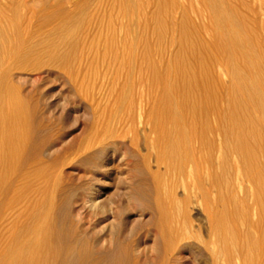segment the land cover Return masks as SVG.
<instances>
[{"label":"rangeland","instance_id":"obj_1","mask_svg":"<svg viewBox=\"0 0 264 264\" xmlns=\"http://www.w3.org/2000/svg\"><path fill=\"white\" fill-rule=\"evenodd\" d=\"M25 29L10 37L11 59L0 67L8 117L0 125V190L9 187L0 199L15 202L0 207V217L9 216L0 228L6 260L13 238L25 239L26 214L58 203L66 190L79 230L115 238L126 225L137 264H213L212 250H221L215 264H227L222 253L232 245L242 250L229 263L264 264V241L253 234L212 244L213 225L244 227L246 214L234 209L251 207L230 175L219 189L217 152L200 147L203 125H213L233 83L264 81V0H27ZM88 198L94 206L81 204ZM172 199L179 206L170 207ZM160 225L189 235L190 252L164 262Z\"/></svg>","mask_w":264,"mask_h":264},{"label":"bare ground","instance_id":"obj_2","mask_svg":"<svg viewBox=\"0 0 264 264\" xmlns=\"http://www.w3.org/2000/svg\"><path fill=\"white\" fill-rule=\"evenodd\" d=\"M26 26H27V0H0V53L2 52L1 51L2 48L4 47L9 48V52L8 51L6 52L4 50V52H6L7 54L6 56L0 55V67L6 62L7 64L10 62V59H11L10 37H13V36L15 37V36H19L23 34L24 33L23 31L26 30L25 29ZM231 89H233L231 96L224 97L222 95L220 100H222V103L225 100L226 101L224 102V104H222L221 110L218 111L216 115L214 116L213 125H209V122H205V126L203 125V127L205 128L204 129L205 131L203 129L202 130L204 132H207L208 136H204V137L202 136L203 138L201 139L200 147L202 145H205L204 147L208 148V150H215L217 152L216 162H217L218 167L220 168V172L218 173V176L216 175L217 176L216 181L219 185V189H221L220 187L227 188V186L230 184L227 176L230 175L232 178L231 180L232 183L234 184L236 182L239 189L244 192V197L246 195L248 196V199H249L248 205L251 207V211L249 214L247 212V209H245L244 205H242V203L239 202V207H235V209L234 208L233 209L235 210V214H239L241 217H244L246 214V221H245L246 225L244 227L243 225H241L243 228L240 225H239L240 226L239 228H235L233 226L232 228L231 227L223 228V225L221 224H219V226L213 225V227L210 228L212 232L211 235L214 238L212 240V244L218 245L219 247L222 246V244L224 243L228 244V247H229V244L231 243H234L235 245V241L237 239H240V237H243V238L248 237V236L251 237L252 234L254 235L255 238H260L262 239V241H264V81H258V82L251 83V84L245 83V82H235L233 83V86ZM10 110H11L10 113L11 112L16 113L18 111H21V109L20 108L18 109L17 107H11ZM217 110H218V107H217ZM2 113L4 112L2 111V108H1L0 109L1 127L4 126V125L2 126L3 120L7 122V120H5L6 116L4 117ZM211 114H212V111H211ZM6 118L8 119V117ZM6 122H4V124ZM172 146L170 147L171 149H172ZM174 146L179 149L178 146L176 145ZM187 153L188 152H185V154ZM174 154H175V151H174ZM179 155L181 154L177 152V156ZM185 159H187V156ZM158 161L159 160L157 159V162ZM188 162L191 163V165L189 166L190 169L193 168V165H195V162L192 160H187V163ZM212 162L213 161H211V158L206 159V163L207 165H209L208 167H210ZM165 168H168V167H165ZM178 173L183 175V170L179 169ZM208 174L209 173H207V175ZM211 181L213 182V180ZM211 181L209 182L212 183ZM195 184L196 183H193V185ZM245 184H247L248 187L244 188ZM7 188L9 187L7 186L6 188L0 190V194L2 196L6 195V193L9 191V189ZM90 198L82 200L81 204L87 205V202H90L91 203L90 205L94 206L96 202L95 200H93V198L92 199ZM230 198L233 199L232 197ZM13 202L14 201L11 202L10 200L5 202L0 199V207L1 208L4 207L3 211L5 209L11 210L13 206L12 205ZM224 202H222L223 204L221 203L222 208L225 207L223 206ZM170 204H171L170 207L172 208L175 206H179L177 199L170 200ZM70 205H71L70 198H69V195L67 194V191L65 190L62 196L59 198L58 203H55L52 205L51 203L48 205L43 204V205L36 207V209L38 208L37 210L34 209L33 211H30L29 213H27L26 214L27 224L24 225L22 229L25 239L21 241L20 237L13 238V243L16 244L15 249H13L14 257L11 258L10 260H6V256L4 253L5 251H4L3 253H0V264H137V261L134 258V254H133L134 252L127 241L128 236H129V230L126 228V225H124L123 222L120 223L119 231L115 238L110 237V234L108 238H106L107 235L102 234V229H97L91 232H88L86 228L79 230L77 228L78 225L75 224L73 220L69 219V211L71 208ZM26 207L28 206L26 205ZM207 207L209 208V204ZM43 209L46 210L45 211L46 215L44 216V218L42 217L44 221L37 222L36 219L41 214ZM172 210H175V209H172ZM213 213H215V211ZM0 218H1L0 228L2 229L6 225H8L9 216L8 217L2 216ZM182 219L183 221L186 220L185 215H183ZM86 221H88V219H86ZM170 222L172 221L170 220ZM225 229H227L226 230L228 231L227 233H224ZM2 230H0V241L2 237L4 236L2 234ZM160 231L161 233L163 232V234L166 236V239H167L166 242L164 243L165 246L163 248V253H164L163 261L164 262L166 263L175 262L176 256L180 255L183 251L190 252L192 245L188 242L184 243L183 241L187 239L189 235L187 236L186 233L179 231L177 228H175L172 225H168L167 229L166 228L163 229V227L160 225ZM104 241L108 243V246L103 245ZM205 244L207 245L206 242ZM223 248H226V247H224L223 245ZM241 250L242 249L238 251L233 245L229 248H226L225 252H223L222 255L225 254L224 257L225 258L228 257L227 264H232V263H229L231 261V257H234L237 254H239ZM220 251H217V250L210 251V258L213 264H215L216 260L219 258ZM173 252L177 254H174ZM9 254L10 253H8V255Z\"/></svg>","mask_w":264,"mask_h":264}]
</instances>
